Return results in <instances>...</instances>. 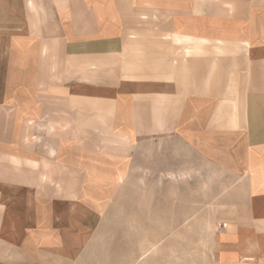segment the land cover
<instances>
[{
    "label": "crops",
    "instance_id": "0c3cea01",
    "mask_svg": "<svg viewBox=\"0 0 264 264\" xmlns=\"http://www.w3.org/2000/svg\"><path fill=\"white\" fill-rule=\"evenodd\" d=\"M146 169L264 264V0H0V264H81Z\"/></svg>",
    "mask_w": 264,
    "mask_h": 264
},
{
    "label": "rangeland",
    "instance_id": "374dc122",
    "mask_svg": "<svg viewBox=\"0 0 264 264\" xmlns=\"http://www.w3.org/2000/svg\"><path fill=\"white\" fill-rule=\"evenodd\" d=\"M133 176L110 202L80 263L212 264L203 248V218L191 216L200 207V187L194 185L192 202L187 186L165 175L146 169Z\"/></svg>",
    "mask_w": 264,
    "mask_h": 264
},
{
    "label": "built area",
    "instance_id": "2783aa9c",
    "mask_svg": "<svg viewBox=\"0 0 264 264\" xmlns=\"http://www.w3.org/2000/svg\"><path fill=\"white\" fill-rule=\"evenodd\" d=\"M225 227H226V225H222L220 228H221V229H224Z\"/></svg>",
    "mask_w": 264,
    "mask_h": 264
}]
</instances>
